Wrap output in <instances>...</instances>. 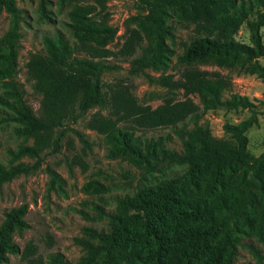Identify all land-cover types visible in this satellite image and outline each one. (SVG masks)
Listing matches in <instances>:
<instances>
[{"label": "trees", "instance_id": "16d2710c", "mask_svg": "<svg viewBox=\"0 0 264 264\" xmlns=\"http://www.w3.org/2000/svg\"><path fill=\"white\" fill-rule=\"evenodd\" d=\"M138 13L131 18L119 53L130 57L129 73L143 75L150 83L165 88L166 95L155 108L139 104L128 86H105L101 76L114 66L107 62L116 29L100 19L105 0L82 5L78 0H57L68 6V40L62 33L42 35L41 52L30 53L24 63L25 78L40 96L35 113L12 77L16 73L21 11L14 0H0V13L7 15V27L0 35V79H7L6 94L12 98V120L17 132L32 140L21 145L13 156L33 157L35 162L0 165V182L27 174L38 166L39 153L48 146L57 147L53 132L74 123L90 109L95 111L86 127L103 136L109 156L126 159L144 172L163 164L185 163L180 175L170 176L153 187L137 191L118 201L119 211L110 216L106 231L87 228L95 242L82 240L89 264H235L243 239L264 238V152L252 157L247 150L246 131L256 123L252 103L230 94L229 82L218 72L205 73L198 65H212L254 74L264 78V56L260 28L264 26V0H135ZM40 13L45 18L43 5ZM172 21L190 27V38L182 43L177 61L183 64L182 77L149 75L166 67L172 53ZM244 26L247 42L235 38ZM181 91L183 99H175ZM188 95H196L201 112L226 107L250 111L247 118L223 124L226 138L211 135L201 113ZM1 99V98H0ZM2 101V100H1ZM191 122L188 128L183 123ZM181 124L177 126L178 124ZM67 127V126H66ZM172 127L180 150L165 147L162 138L146 139L135 130ZM60 130L59 133H62ZM72 132L85 146L88 142L75 129ZM245 164L250 177L231 191L222 189L224 171ZM51 183L59 186L57 175L48 170ZM25 204L8 209L0 221V263L8 254L19 252L12 240L14 231L27 227ZM255 252L253 245H246ZM32 251L27 244L20 252ZM55 264H68L59 254H51Z\"/></svg>", "mask_w": 264, "mask_h": 264}, {"label": "rangeland", "instance_id": "374dc122", "mask_svg": "<svg viewBox=\"0 0 264 264\" xmlns=\"http://www.w3.org/2000/svg\"><path fill=\"white\" fill-rule=\"evenodd\" d=\"M21 11V38L17 51L16 73L12 77L18 89L38 113L40 96L34 93L30 83L25 78L24 63L30 53L43 50L42 35L62 33L68 40L67 29L68 6H60L57 0H14ZM82 5H94V0H78ZM44 8L45 18L40 13ZM138 13L135 0H105L104 12L98 13L100 19L116 29L112 42L106 45L111 51L107 62L114 67L102 74L105 86L126 85L136 101L142 105L155 108L161 104L166 95L165 88L150 83L141 75L129 73L130 57L119 53L122 42L127 35V29L134 26L131 18ZM7 15L0 13V35L7 27ZM173 24V42L167 41L172 53L168 56L166 67L161 70L146 72L151 76L160 74L171 75L173 79L182 77L184 65L177 61L182 49V43L190 38V27L177 21ZM264 47V26L260 28ZM237 40L247 42V32L242 26L235 35ZM259 62L264 65V56ZM199 70L207 73L218 72L229 82V89L223 92L222 99H229L230 94L245 96L253 105L257 121L247 131V150L252 157L264 152V78L254 74L237 73L235 70L218 68L212 65H198ZM7 79H0V165L8 167L18 162L33 164L35 158L23 156L14 157L13 153L21 145H31L30 138H24L17 132L20 124L12 120L14 115L11 108L12 98L6 91ZM202 114L199 123H206L210 133L215 138H226L223 124H235L249 116L247 109H228L219 107L201 112L202 106L196 95H188ZM175 99H183L181 91H175ZM2 100V101H1ZM99 111L107 114L108 109H90L74 123L57 129L51 136V141L57 136V147H45L38 155V166L27 174H19L9 181L0 182V221L8 209L25 204L24 220L27 227L12 233V240L19 252L8 254L6 262L0 264H55L51 254H59L68 264L85 263L86 251L82 240L95 242L89 236L87 228L96 232L106 231L109 227L110 216L119 211L118 201L131 197L137 191L153 187L160 181L180 175L186 169L185 163L163 164L155 171L144 172L126 159L109 156L108 145L103 136L86 127L90 114ZM188 128L191 122L183 123ZM180 123L177 125H181ZM67 126V127H66ZM75 129L83 134L88 146L83 145L72 132ZM172 127H156L152 129L135 130L139 138H162L165 147L180 150V142L172 132ZM63 130L62 133H59ZM48 170L53 171L59 178V186L50 180ZM250 177V169L241 164L224 171L222 189L231 191L240 186L243 180ZM27 244L31 245L30 252L24 256L20 252ZM237 249L235 264H264V238L243 239ZM253 245L255 252L246 245Z\"/></svg>", "mask_w": 264, "mask_h": 264}]
</instances>
